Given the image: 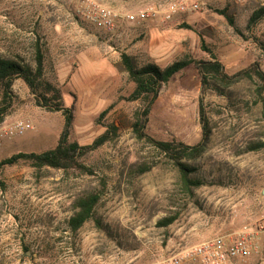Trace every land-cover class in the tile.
Here are the masks:
<instances>
[{"label":"rangeland","instance_id":"obj_1","mask_svg":"<svg viewBox=\"0 0 264 264\" xmlns=\"http://www.w3.org/2000/svg\"><path fill=\"white\" fill-rule=\"evenodd\" d=\"M192 2L197 10L165 19L172 4ZM94 5L121 13L149 10L150 16L120 21L109 32L87 19ZM263 5L264 0H0V56H21L35 68L36 45L43 47L45 77L74 109L70 139L90 144L107 124L119 128L115 140L81 159L94 173L27 163L1 169L0 264H153L254 225L264 214V148H257L264 141V83L253 74L204 91L192 65L162 88L151 107L149 134L196 144L203 131L201 98L212 129L205 153L188 160L197 168L193 177L204 182L189 193L175 165L133 131L135 112L151 98L127 100L135 84L122 55L137 67L208 60L213 55L202 48L204 39L228 73L252 64L264 71V19L248 27ZM13 92L0 129L20 121L32 128L0 138V160L53 148L65 124L62 112L35 103L23 80H16ZM1 96L0 91V101ZM144 164L151 168L142 174ZM91 193L101 196L95 215L74 233L69 219L76 200ZM170 217L175 221L161 223ZM258 241V251L240 264H264V234Z\"/></svg>","mask_w":264,"mask_h":264},{"label":"trees","instance_id":"obj_2","mask_svg":"<svg viewBox=\"0 0 264 264\" xmlns=\"http://www.w3.org/2000/svg\"><path fill=\"white\" fill-rule=\"evenodd\" d=\"M221 13L225 15L236 31L241 34L233 16L225 10H222ZM263 19L264 5L252 13L248 27L257 25ZM261 45L264 49V44L261 43ZM202 48L211 53L213 57L208 60L184 59L176 61L167 67H161L153 63L137 67L127 54L122 55L123 63L135 84L134 90L127 97V100L137 101L151 98L145 108L135 112L132 123L133 131L138 140L153 145L175 165L181 175L183 186L189 193H192L194 188L203 185L204 182L193 177L197 168L191 165L188 160H197L205 153L212 129L204 107L203 98H201L200 120L203 131L201 140L196 144L190 145L177 140H162L149 134L147 127L151 107L162 88L169 84L176 75L192 65L198 70L204 91L210 84L217 89L228 88L246 77H251L253 74L264 83V71L260 69L258 64H252L234 74H230L226 71L224 64L207 47L204 39L202 40ZM35 62L36 67L34 68L21 56H16L15 58L0 56V91L2 95L0 119H3L5 113L12 107L15 100L13 87L16 80L21 79L34 96L35 103L48 111L62 112L65 117V124L56 146L42 152L21 151L3 158L0 160V171L5 166L27 163L37 169H42L43 167L60 170L76 168L80 171L94 173V170L86 166L81 159L108 142L115 140L118 136V126L112 123L107 124L106 130L90 144L82 145L77 141H72L70 135L74 123V109L72 106L65 104L61 88L45 77V53L39 43L36 45ZM112 108L113 106L103 111L100 118L105 117ZM257 148H264V141L259 143ZM150 168V166L144 164L140 172L143 174ZM100 199L101 196L98 193L85 194L77 198L75 204L76 212L69 219V228L72 232H78L87 221L94 217L95 209ZM175 219L176 217L166 218L161 223L169 225ZM97 223L100 225L99 220H97Z\"/></svg>","mask_w":264,"mask_h":264},{"label":"built area","instance_id":"obj_3","mask_svg":"<svg viewBox=\"0 0 264 264\" xmlns=\"http://www.w3.org/2000/svg\"><path fill=\"white\" fill-rule=\"evenodd\" d=\"M199 5L195 2L189 4H172L164 11L165 19L169 20L175 13L197 10ZM150 16L149 10L133 13H121L100 5L88 9L87 19L97 27L113 31L118 22H136ZM32 128L31 123L20 121L9 128L0 129V138L23 135ZM264 234V214L254 225L244 227L232 233L222 234L204 240L194 246L185 248L179 253L153 264H240L259 249L258 238Z\"/></svg>","mask_w":264,"mask_h":264},{"label":"water","instance_id":"obj_4","mask_svg":"<svg viewBox=\"0 0 264 264\" xmlns=\"http://www.w3.org/2000/svg\"><path fill=\"white\" fill-rule=\"evenodd\" d=\"M27 254H28V255H30V252H29V251H27Z\"/></svg>","mask_w":264,"mask_h":264}]
</instances>
